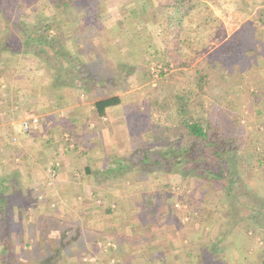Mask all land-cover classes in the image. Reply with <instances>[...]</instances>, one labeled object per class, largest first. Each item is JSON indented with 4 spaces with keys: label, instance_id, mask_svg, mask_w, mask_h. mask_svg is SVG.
<instances>
[{
    "label": "rangeland",
    "instance_id": "obj_1",
    "mask_svg": "<svg viewBox=\"0 0 264 264\" xmlns=\"http://www.w3.org/2000/svg\"><path fill=\"white\" fill-rule=\"evenodd\" d=\"M197 1L202 4L201 8L208 18L199 13L198 16L186 17L178 27L183 40L184 61L189 64L185 67L168 63L167 57L162 55L165 53L163 15L166 9L160 0H100L99 18L92 25L101 32L83 27L85 33L80 34V42L74 39L68 41L70 57L78 63L95 57L101 61L100 52L107 50L101 62L107 65L111 61L112 67L109 64L106 69L110 68V73L122 82L115 84L111 90L104 86L97 88L101 92L99 96L104 97L113 91L121 97L124 95V99L131 103V115H137L139 119V125L135 126L141 133L147 130L146 126L153 123L154 118L156 121L159 102H163L171 92H193V107L203 108L206 113L213 111L216 103L229 107L236 114L235 129L243 142H249V147L254 142L258 151L256 154L252 148L249 149L253 152H249L251 158L246 171V184L256 188L259 182L264 187V162L258 164L260 157L264 161V23H261L264 6L252 4V0ZM47 4V0H39L41 8ZM132 8L135 11H130ZM167 14L172 16L174 11L170 10ZM33 17L30 10H25L19 21H30ZM4 37L14 39L11 29L1 20L0 44L6 39ZM188 38L191 41L187 42ZM231 54L234 55L231 60L226 58H230ZM24 55L35 59L30 54ZM214 58L220 59L221 63L215 68L217 71L207 66ZM127 59L134 72L128 73L129 78L123 81L125 74H119L122 70L116 67L120 68V61ZM38 60H31L35 67ZM41 61L56 75L57 69L47 65L43 59ZM232 64L235 68L230 72L231 80L217 82L220 80L219 67H230ZM198 70L202 73L199 74ZM200 76L206 77L205 92L199 88ZM198 94L200 96L196 97ZM162 116L165 117L164 112ZM128 143L131 152L126 161L132 162L134 141L131 139ZM205 152L209 154L207 150ZM133 168L145 170L149 177H157L155 192L165 200V205L152 206L149 215L157 224L159 221L161 224L172 221L171 229H178L181 233L178 236L181 250L193 264H264L263 217L254 218V213L245 206L231 205L221 189L205 182L197 173L183 178L184 165L145 166L135 163ZM50 174L55 177L52 169ZM16 191L13 192L23 197L24 190ZM9 196L12 199L13 195ZM242 197L247 201L250 199L245 195ZM21 208L24 211L25 207H18L19 210ZM18 209H15V215ZM83 223L59 219L46 212L37 220H9L7 236L12 247L7 257L8 264H39L42 261H48V264H130L127 262L129 255L119 250L116 241L111 238L99 239V243L87 248L81 239L69 234V230L74 233L77 224V228L82 226L85 230ZM53 234L59 236L57 245H53L57 248L47 254L38 252L45 246L48 249L52 247ZM134 240L133 237L129 241ZM1 249L0 246V252ZM142 258L140 264L146 260L144 256ZM152 260L155 259L151 258L149 264Z\"/></svg>",
    "mask_w": 264,
    "mask_h": 264
},
{
    "label": "crops",
    "instance_id": "obj_2",
    "mask_svg": "<svg viewBox=\"0 0 264 264\" xmlns=\"http://www.w3.org/2000/svg\"><path fill=\"white\" fill-rule=\"evenodd\" d=\"M0 51V206H6L5 219L37 220L46 212L84 222L85 230L77 224L69 234L87 248L99 239H113L130 264L142 263L143 256L144 264L151 258V264H193L181 250V233L171 229L172 221L157 224L149 215L152 206L165 205L155 192L157 177L126 161L131 103L124 95L120 104L96 116L97 88L54 86L55 71L41 60L35 67L28 55ZM33 116L40 119L38 127L23 130L24 118ZM22 190L23 197L13 192ZM23 206L24 211L18 209ZM58 238L53 234L52 247L38 252H53Z\"/></svg>",
    "mask_w": 264,
    "mask_h": 264
},
{
    "label": "trees",
    "instance_id": "obj_3",
    "mask_svg": "<svg viewBox=\"0 0 264 264\" xmlns=\"http://www.w3.org/2000/svg\"><path fill=\"white\" fill-rule=\"evenodd\" d=\"M47 1L48 4L41 8L39 0H0V21L3 20L6 27L11 29L15 39L4 37L6 39L0 44L1 50H7L12 54H30L35 59H43L47 65L57 69L54 86H60L63 89L104 86L111 90L115 84H120L122 80L116 79L115 74L110 73V68L105 67L109 64L112 67V62L109 61L107 65L101 62L104 59L102 55L107 50L100 52L101 61L95 57L78 63L70 57L68 41L81 40L80 34L85 33L83 27L86 30L91 27V30L101 32L92 25V22L99 18L100 0ZM160 2L166 9L163 15L165 53L162 55L167 57L168 63L173 62L176 67H185L189 64L184 61L183 40L178 27L186 17L198 16L199 13H204L205 18L208 17L201 8L202 4H198L197 0H160ZM253 3L263 5L264 0H252ZM25 10H30L34 14L33 19L19 21L20 15ZM170 10L174 11V15L167 14ZM261 23H264L263 17H261ZM186 41H191V38ZM233 56L231 54L230 58H226L231 60ZM219 60L211 59L207 65L210 66L208 68L216 70L215 68L221 64ZM234 65L225 68L221 65L218 71L220 80L217 82L231 80L230 72L235 68ZM119 66L121 69L119 67L116 69L122 70L119 74H125L123 76L125 81L129 78L128 73L134 72L133 65L127 59L120 61ZM198 71L199 74L202 73L201 70ZM205 78L204 76L199 78V88L202 92ZM193 96L194 93L191 91L171 92L163 102H159V116L156 117V121L153 117V123L147 125V130L142 133L136 129L139 125L137 115H131L129 109L130 115H127V120L129 133L134 141L133 163L145 166L184 165L183 178L197 173L204 178L205 182L213 183L221 189L231 205L245 206L254 213V218H264V187L259 182L256 188L246 184L248 173L246 171L250 167L249 158H251L249 152L254 151L256 154L258 152L255 143L253 142L249 147V142H243L239 131L235 129L236 114L229 107L224 106L223 103H216L214 110L206 113L203 108L193 107ZM199 96L200 94L196 95V97ZM121 102V95L114 91L99 97L94 103V114L102 117L106 113V108ZM163 112L165 117L162 116ZM250 148L253 151H249ZM205 150L209 154H206ZM262 162L264 161L260 157L258 164ZM0 194H2L1 191ZM242 195L250 199L244 200ZM0 210L3 212L0 223V246L2 247L0 258L2 264H8L7 257L12 242L7 236L9 224L5 219L6 206L2 204ZM39 264H48V261H42Z\"/></svg>",
    "mask_w": 264,
    "mask_h": 264
},
{
    "label": "built area",
    "instance_id": "obj_4",
    "mask_svg": "<svg viewBox=\"0 0 264 264\" xmlns=\"http://www.w3.org/2000/svg\"><path fill=\"white\" fill-rule=\"evenodd\" d=\"M40 123V119L37 116H33L31 118H24L23 122H22V128L25 131H29L32 128L38 127Z\"/></svg>",
    "mask_w": 264,
    "mask_h": 264
}]
</instances>
